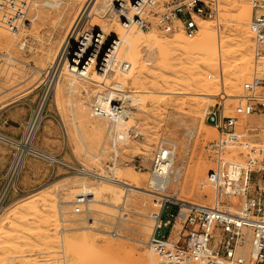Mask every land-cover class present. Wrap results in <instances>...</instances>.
<instances>
[{
    "label": "rangeland",
    "instance_id": "rangeland-1",
    "mask_svg": "<svg viewBox=\"0 0 264 264\" xmlns=\"http://www.w3.org/2000/svg\"><path fill=\"white\" fill-rule=\"evenodd\" d=\"M45 1L58 3L57 9L55 5L56 10L47 7ZM83 1L33 0L28 23L19 34L0 30L5 34L0 41V134L4 138L25 140L58 47ZM158 1L160 6H166V0ZM101 4L102 0H98L96 6ZM62 5L67 8L62 9ZM250 14L249 0H219L214 18L197 19L199 29L194 37L187 38L175 30V34L181 33L177 34L180 46L163 43L173 37V32L162 33L152 23L140 32L129 31L128 37H136L133 52L123 53L122 58L135 62L130 76L137 81L128 84L126 78L122 79L128 75L119 73L112 79L125 83L140 102H121L129 127L125 142L116 143L118 153L111 149L110 125L91 110L95 94L112 85L95 82L94 87L90 82H81L80 88L72 91L66 87L63 75L57 90L50 93L39 127L30 140L35 150L56 161L23 149L19 152L15 145L0 140V264H146L145 256L152 253L147 247L153 226L152 198L81 179L71 165L105 173L116 160L115 176L130 173L146 187L152 153L159 143L167 142L175 149V165L181 172L180 181L171 182L167 193L212 205L213 186L206 179L212 164L204 146L218 136L207 121V111L223 104L225 114H232L233 108L244 102L245 84L254 75L264 76V64L256 59L249 30ZM59 15L63 17L59 19ZM91 15L95 20L97 15L104 17L96 11ZM106 15L105 23L113 22L109 16L116 17ZM148 20L153 22L152 17ZM60 23L63 26L57 25ZM88 24L85 17L79 30H86ZM179 25L175 22V26ZM205 26L209 31L203 30ZM191 39L196 40V46L183 49ZM130 68L131 65L128 72ZM251 128L257 130L249 132ZM237 131L264 148V116L237 117ZM56 152L61 153L56 156ZM18 155L23 156L22 163L16 173L14 170L10 174ZM138 165L140 170L135 167ZM202 172L205 190L199 191L192 182ZM84 194L91 198L89 204L81 214L73 213L77 196ZM167 213L169 210L164 220ZM106 247L115 255L110 262L103 257L102 249ZM153 255L159 264V258Z\"/></svg>",
    "mask_w": 264,
    "mask_h": 264
},
{
    "label": "built area",
    "instance_id": "built-area-1",
    "mask_svg": "<svg viewBox=\"0 0 264 264\" xmlns=\"http://www.w3.org/2000/svg\"><path fill=\"white\" fill-rule=\"evenodd\" d=\"M32 2L0 0V29L19 34L28 23ZM249 2V30L256 59L262 65L264 0ZM165 3L166 6H160L158 0H131L132 15L125 18L124 24L143 30L152 23L162 33L178 30L192 38L199 29L197 19H212L219 9V0H166ZM175 22L180 25L175 26ZM259 88L264 89V76L254 75L245 84L244 102L234 107L232 114H225L223 104L207 111V121L218 136L204 146L212 164L206 174L213 186L212 205L168 194L167 184L163 188L162 183L171 174V145L161 142L153 151L148 174L152 179L149 193L154 211L150 214L153 226L147 247L159 257V264H264V148L237 131V117L264 116V91L258 92ZM91 110L95 116L103 114L96 103ZM255 130L251 128L249 132ZM135 167L140 170L139 165ZM88 204L86 196H77L73 213L81 214ZM166 210L169 213L164 220ZM163 229L167 230L166 234L161 233Z\"/></svg>",
    "mask_w": 264,
    "mask_h": 264
},
{
    "label": "bare ground",
    "instance_id": "bare-ground-1",
    "mask_svg": "<svg viewBox=\"0 0 264 264\" xmlns=\"http://www.w3.org/2000/svg\"><path fill=\"white\" fill-rule=\"evenodd\" d=\"M97 1L98 0H84L82 2L81 7L78 4L79 9L77 8L78 9L76 12L77 14H75L74 17L71 19V21H69V25H68L69 27H67L68 33L66 35V38L62 42V45L58 47V52H56L57 53L56 56L54 55L55 59L53 62V66L50 70V73L46 79L44 94L41 98L38 109L33 112L31 119L28 123L25 140L23 142H13V141H10L4 138L0 134L1 141L8 142V143L15 145L16 147H18L19 152H21V150L23 149V152L25 153L27 152L36 153L40 155L42 158L47 159L51 162L56 161L50 155L44 152L35 150L31 146L30 140L32 136L34 135L35 131L37 130V128L39 127V124L42 119V111H43L44 105L46 104L49 98L50 93L53 90L54 91L57 90V86L63 75H65V78H66V87H68L70 90L75 89L77 87L80 88L81 82H88V83L90 82L91 86H94V87L97 86V84L95 85V82L99 84L109 83L110 86L112 85L111 88L106 87L103 92L98 91L96 94L94 93L95 94L94 101L96 104H98L101 107V111L103 112V114H101L102 116L100 117L104 119L110 125V128L112 130L111 137L113 139V143H112L111 149H113L115 153H118L119 149L116 148V143L125 142V140L127 139V134L125 133V130L129 127V121L125 120V118L127 117V112L123 110L122 106H119L121 104L120 102L123 101L124 103V101L126 100H130L131 102H140V101H138V97L135 94L131 93L129 90L126 89L125 83L113 82L112 78H114L113 76H115L118 73L124 74V75H128L127 77H124V76L122 77V79L126 78L124 80L126 83L128 84L129 82L133 84L136 83L137 79L132 75L130 76L131 69L133 68V66L136 65L135 62L131 60H124L122 56H123V53L126 54L127 52V54L130 55L133 52V43L136 37L135 35L128 37L130 33L129 31L136 30L140 32L142 29H140L139 27L133 24H130V25L124 24L125 18H130L132 15V12L130 11V8H129L131 0L127 1L126 3L123 2L124 0H102V4L100 6H96ZM111 1L113 2L109 7V2ZM119 1H121V4H118ZM43 4L47 5V7L48 6L53 7V5L56 6L58 3L52 4V3L45 1ZM64 7L62 9H64ZM54 8L55 7H53V9ZM66 8L67 7H65V9ZM56 9H57V6H56ZM58 10H57V13H58ZM93 11H96L97 13H100V14L103 13L104 17L102 18L99 15H97L99 18L98 20H95L93 18V15H91V12ZM70 12H68L67 15ZM40 13H41V10H40ZM57 13L55 14L57 15ZM106 14H116V17L109 16L110 19L113 20V22L111 21L112 23H105L106 21H103L105 16H107ZM62 17L63 16H61L59 19H61ZM85 17H86V22L89 23L88 28L86 30H79V24L81 23L83 19H85ZM134 21L135 19L133 20V22ZM57 25L63 26L61 25V23ZM208 29L209 28H207V26L203 27V30L205 31H209ZM177 34L180 35L181 33L175 34V32H173V37L167 38L165 42L163 43L178 44L180 46L181 44L179 43H181V40L177 38ZM3 35L5 34H3V32L0 31V41L4 40ZM128 41H131L130 45L128 44ZM196 43L197 42L195 39H191L190 41L186 42V45L183 47V49L189 50L190 48H193L192 46H196L195 45ZM105 45H107L106 46L107 49L104 48ZM102 52L104 53L101 55ZM129 65H131V68H130V71L128 72ZM94 76H95V79H93ZM111 80L113 83L110 82ZM174 155H175V149L171 148V159H172L171 174L163 180V183H162L163 188L166 186V184L168 187L171 182L180 181L181 172H180L179 167L175 165ZM22 159H23V156L18 155L16 161L11 166L10 174L11 172L13 173L14 170H15V173L17 172L20 164L22 163L21 162ZM115 162L116 160H114L113 167L109 171H107L108 173L107 172L98 173V172L92 171L87 168L72 167V165L69 167L76 170L77 172L76 175L79 176V178L89 179V180L92 179L97 185H102V184L107 183L109 185H115L120 188H123L127 192H135V193H139V194H143V195L151 197L150 196L151 194L149 193L150 192L149 187H150V183L152 179L150 177L148 178L146 187H144L141 184V182L137 180V178L134 179L133 177L129 176L130 173L128 174L121 173L115 176L114 174L116 170ZM146 175L148 174L146 173ZM146 175L145 177H147ZM115 177L117 179H115ZM203 178H205V172H202L201 174L200 173L196 174L192 182L193 185H196L199 191L205 190L204 185H203ZM83 196H86V195L84 194ZM86 197L88 201L91 200V198H88V196ZM151 233H152V229L149 235ZM102 253H103L104 258L107 257L106 259L109 260L108 262L112 260L111 258L115 257L112 250L107 247L106 249L105 248L102 249ZM142 256L143 255H141V257ZM145 258H146L145 260L147 261L146 264H156L157 263V260H155V257L152 253H149L148 255H146ZM159 261L160 259L158 260V263ZM110 264H113V262L112 263L110 262Z\"/></svg>",
    "mask_w": 264,
    "mask_h": 264
},
{
    "label": "crops",
    "instance_id": "crops-1",
    "mask_svg": "<svg viewBox=\"0 0 264 264\" xmlns=\"http://www.w3.org/2000/svg\"><path fill=\"white\" fill-rule=\"evenodd\" d=\"M1 115H3V114H1ZM49 116L51 115V114H48ZM60 153L61 152H56V156H58V155H60ZM8 170V169H7ZM54 171V170H53ZM1 186H2V180H1V178H0V188H1Z\"/></svg>",
    "mask_w": 264,
    "mask_h": 264
}]
</instances>
